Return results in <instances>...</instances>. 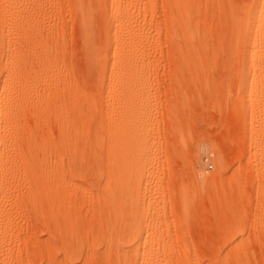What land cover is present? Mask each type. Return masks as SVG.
<instances>
[{
  "label": "rangeland",
  "instance_id": "1",
  "mask_svg": "<svg viewBox=\"0 0 264 264\" xmlns=\"http://www.w3.org/2000/svg\"><path fill=\"white\" fill-rule=\"evenodd\" d=\"M49 1L45 4L47 9L43 7L46 16L40 12L37 17L42 28L46 26V29L53 30L56 38L53 39L54 43L52 41L54 48L50 55L56 59L59 67L56 66L57 71L50 78L52 82L43 87L42 93H51L57 79L64 85L59 90L62 93L58 98L51 96L53 105L49 110L27 114V122L24 121V130L32 132L36 144L35 153H38V160H41L37 169L44 165L41 168L45 169L42 170L44 172L37 170L39 175L50 180L51 177L54 179L55 173H62L66 181L75 183L74 189L81 184L78 192L75 190L77 194L81 193L76 208L84 200L78 212L92 226L95 223L92 199L100 190L101 182L106 191L115 190L116 234L124 259L147 261L160 258L171 264H221L223 261L233 264H264V183L259 184L257 180L255 182L251 179L250 171L245 169L241 172L237 169L241 161L249 159L247 152L249 155L251 152L252 160L255 161L253 157L260 155L256 144L264 138V110L258 107L257 93L255 90L245 91L241 83L243 56L239 37L253 0H191V22L194 23L192 26L196 25L193 33L197 32L193 36L195 39H192L195 42L193 46L190 42V46H187L189 44L181 37H178V43L177 40H170L171 22L168 20L166 0H154L155 16L151 12L149 16L157 25V32L152 31L153 38L150 41L147 38L149 53L145 71L141 67L142 71L141 68L136 69L142 72L138 75H113L114 89L106 84L99 70L100 63L97 64L98 59V62L95 61V57L107 51L103 20L97 18L94 21V27L90 26L86 38V30L82 28L72 0ZM143 1L135 5L142 7L148 3V0ZM234 18L237 21L239 19L238 23ZM136 19L137 22L134 19V24L126 25L124 30L145 27L143 16H137ZM43 23L46 24L44 27ZM35 25L22 26L32 30ZM11 28L10 22L0 24V43L14 39L11 46L19 48L21 41L17 34H9ZM90 34L95 37V49L87 40L92 37ZM41 42L44 44L39 49L48 46V41ZM1 53L0 49V82H4L8 77L2 74L1 66L4 68L5 57ZM68 91H80L78 94L83 98L90 95L105 98L102 128L105 151L101 170L87 165L93 160L96 145L94 136H81L82 140L78 137L82 145L80 150L85 153V158L81 157L82 153L80 157L87 160L88 167L65 169L60 164L59 157L61 160L63 156L57 148L60 140L57 117L63 112L64 116L67 113L66 108L61 106V96ZM87 93H90L89 96ZM141 95L145 96L144 101L137 99ZM125 96L129 99H125ZM124 113L130 117H127L129 120L126 122L130 125L128 137L125 142L120 135L122 143L118 144L116 135L125 123ZM75 122L82 123L80 119ZM93 123L92 117L88 121L84 120L86 131H91ZM110 141L115 144L112 151L109 149ZM7 145L2 144L1 148L6 150L7 147L6 151L17 153L14 152L18 150L16 141ZM42 151L45 155L42 153L41 156ZM210 161L212 167L208 166ZM110 162L115 164L116 179L110 177ZM19 170L17 172L15 168L17 173L11 170V179L16 180L10 179V186L16 191L10 188L8 193L20 199L16 205L12 203L13 208L19 207L15 209L19 213L12 208L16 215L12 220L16 236L12 252H15L6 261L8 263L5 260L4 263L105 264L96 252L99 243L97 237H101L106 230L102 226L101 230L94 226L87 229L82 234L84 240L82 237L76 241L77 245L74 243L76 253L69 257L68 250L63 245L58 247L60 244L50 234L48 224L52 209L49 204L40 203L33 210L28 200L22 197V188L19 189L21 186L17 185V179L21 180L25 172ZM207 174L209 179L203 177ZM237 177L243 178L244 183L239 190H234L232 186ZM98 233L101 235L98 236Z\"/></svg>",
  "mask_w": 264,
  "mask_h": 264
},
{
  "label": "bare ground",
  "instance_id": "2",
  "mask_svg": "<svg viewBox=\"0 0 264 264\" xmlns=\"http://www.w3.org/2000/svg\"><path fill=\"white\" fill-rule=\"evenodd\" d=\"M47 1L50 2L49 0ZM47 1L46 0H0V24L6 25V23L10 22V24H12V28L9 31V34L11 36L17 34L18 40L21 41V46L20 47L18 46L19 48H17V46L16 48L11 46V43L14 41V39H10L9 41L0 43V49L3 53V57H5V62L3 65L4 68H2L1 66V70H2V74H6L8 77V80H5L4 82H0V235H1L0 264L4 263V260L6 262L7 260L11 259L10 257L11 256L13 257L12 253L15 252V251L12 252L13 251L12 249L14 248L13 243L14 241H16L14 240L16 239L15 238L16 236L14 237L15 228H12L13 226L12 220L16 216L15 213L13 212V209L14 211H17L18 209L17 210L15 209L19 207L16 206V208H13L12 206L14 205L12 203L15 202L16 205V203H18L20 199L18 200L19 197L15 199L14 196L12 195L10 196V194H8L12 189L10 186V179L12 178L11 170L15 171V168L17 172L18 169L24 170L23 172H25L21 180H19L20 178L17 179L19 184L17 182H15V184L17 183V185L21 186L19 187V189L22 188L21 191L22 197L28 200V203H30L29 206L32 205L33 210L35 209L34 206H37L40 203L47 205L49 204V206L51 207L52 217H50L51 218L50 223L48 222L49 223L48 227L51 230L50 234L56 238L57 244L58 245L60 244L58 247L60 246L62 247L63 245L68 250L67 255H69V257L70 255L73 256V254L76 253L75 252L76 249H74L73 246L75 247L76 241L78 242L80 239H82V237L84 236L82 234H84V232L87 229L93 228L94 226L95 228L99 227V229L101 230L100 227L102 226L103 230L105 229L106 232H104L103 235L98 233L99 234L98 236L101 235V237L99 238L97 237V239H99V243H97L98 250L97 252L94 251V253L96 252L97 257H101L105 261V264H171L169 261L160 260V258H157V260L155 259V260H147V261L127 260L122 258L121 255L122 253L120 252L119 249V244L116 234L117 226H116L115 218H116L117 195L115 190L108 189V191H106L105 187H103V183L101 182L100 190L98 191V193H96L97 195H94V198L92 197L93 199L91 198L95 206V210L93 212L95 216L93 217V219L95 218L94 219L95 223L92 226L91 222L89 224V222H87L86 219L84 220V218H82L78 212V208L81 207V205L84 203V200H82L81 202L83 203L82 204L80 203V206L76 208V203L78 202L79 199H81L80 196L81 193L77 194L75 190H77L78 192V187H80L81 184L80 186L76 185L77 189H74L73 185H75V183L73 184L72 183L73 181L72 182L66 181V179L62 177L64 175L62 173L61 174L55 173L54 179H51L52 177L51 178L49 177L50 180L46 179V177L45 179L43 178L42 174L44 173L41 174L42 176L39 175L40 171L44 172L42 170H45V169L41 170V168L44 166L43 165L44 163L42 164L43 166L40 167V169L38 170L37 165H39L38 162H41V160L40 161L38 160L39 155L38 153L37 154L35 153L36 144L35 141L32 139L31 130H30L31 133H29L27 129L24 130V124H25L24 121L26 119L27 114L31 113L33 115L34 112L37 114L38 112L41 113L47 111V109L53 105L50 100L51 96L58 98L60 93H62V92L59 93V90L62 89L63 88L62 86L64 85L62 84V82H60L57 79L56 82H54L55 88L51 93L50 92L42 93L44 92V90H42L43 87H45L47 84H50L52 82V79L50 78H52L51 76L54 73H56L57 67H59L57 66L58 64L56 62V59L55 58L53 59L52 55H50L52 53L51 51H53L52 48H54L53 43L55 40L53 41V39L56 38L54 37L53 30H49L50 28L46 29V26L45 28H42L39 25L40 19L37 17V15H40V12L41 15L46 16L45 10L47 9V6L45 4L48 3ZM141 1L143 0H72L75 13L78 15L80 22L83 25L81 26L82 28L84 27V29L86 30L85 31L86 38L87 36H89L90 26L94 25V21L97 20V18H101L103 20L104 31H105L104 38L107 45V51L103 55L96 47V51L98 50L97 53L98 54L100 53V56H97L98 58L95 57L96 58L95 61H97L98 59L99 62L97 61L98 62L97 64L99 63L101 64V65L99 64V66H101V68L99 67V70L101 69L106 84H108L110 88L113 89L115 88V84L112 83L113 75L124 74L126 75V77L138 75L142 72H139V70L136 69L142 67L144 70V67L146 66L147 55L149 53V52L147 53V50H149L148 44L146 43L147 38L148 41H150V39L153 38L152 31L156 30L157 32V25H154V20L152 16L151 17L149 16V12H151V15L155 16L154 10L156 3L154 0H148V3L143 5L142 7L136 6L137 3H140ZM190 2L191 0H166V10L168 15V20H170L171 22L170 40H172V42L173 41L175 42L178 39V37H181L188 44L189 42L190 44L194 42L192 41V39L194 38L193 37L194 34L196 35L197 32L193 33L194 31H196V29H194L196 25H193L194 27L192 26L193 22H191L192 21L191 18H193V14H192L193 11L192 9H190V7H192L190 5H192L193 3L190 4ZM44 6L46 7L45 10L43 9ZM49 10L50 9H48V12ZM137 16L139 18L143 16L142 21L145 27L143 26L144 28L141 29L136 28L135 30L133 29L132 31L124 30L126 25L129 24L130 26L134 24L133 23L134 19L135 22H137L136 19ZM19 17H21V19H19ZM234 19L236 20V18ZM245 19L246 22H245L244 30L241 36L239 35L242 44L241 53L243 56L241 83L245 91L255 90V92L257 93L258 107L261 108L263 111L264 110V0H253V3L248 9ZM32 23H35L37 25V26L35 25L37 28L35 27L32 30L29 29L27 30L25 29V27L22 26V25L26 26L27 24H32ZM44 23H43V27L44 25H46ZM139 23L140 22H138L137 24ZM155 26L156 28H154ZM22 28H24L25 30L24 29L22 30ZM93 30L95 31L94 28ZM94 31L91 32H93L94 34ZM90 36L92 37L90 38L88 37L87 40L89 41V45L95 49V42H94L95 37H93L92 34H90ZM179 40H177V43L179 42ZM41 41L43 42L48 41L49 42V43L47 42L48 46L47 47L43 46L41 49H39L41 45L44 44V43L42 44ZM190 44L187 46H190ZM101 56L102 58H100ZM58 59L60 60V58ZM131 68L132 70L129 71ZM142 68L140 71H142ZM133 69H135V71ZM142 80H144V78H142ZM64 90L66 91L67 89ZM78 93L73 91H68V93L65 95L61 94L63 95L61 96L62 97L61 106L66 108L67 113L65 112L66 114L64 116L63 115L64 112H63L62 115L60 114L59 117H57L59 118V121L58 120L57 121L59 122V126H60L59 127L60 140H59V144H57V148L61 150L63 156L61 157V160L59 157V161L63 168L65 167L79 168L82 166L85 167L87 160L85 161L81 158L84 157L85 155V153H82V151L80 150V146H82L80 145L81 144L80 140H82L81 136H85V137L94 136L95 140L93 141L96 143V145L92 157L93 160H91L92 163L88 162L87 165L91 166L92 168H98V169L100 168L99 170H101V168L104 165L103 157L105 151L103 147V136H102L105 98L103 96H102L103 98L91 97V95L89 96L90 93L89 94L87 93L89 97L86 96V98H83ZM125 99H129L128 96H125ZM137 99H141L140 101H144L145 96L141 95V97ZM57 101L59 102V100ZM50 111L49 113L51 114L52 111L51 112ZM28 116L27 118L30 117ZM90 117H92L94 123L92 124L93 128L90 127L91 131L89 132L86 131L85 128L86 126H84V120L88 121L90 120ZM127 117L130 119V117L127 114H125L123 117L124 120L123 122H125L123 123V128H121V130H123L122 131L123 133L120 130L119 133L116 135L118 144L119 142L122 141V140L120 141L121 136L122 139L125 140V142L127 141L128 128L130 126L126 124V122L129 120ZM77 119H80L82 123L75 122ZM25 127H27V123ZM88 128L87 130L90 129ZM122 134H124V136ZM78 137L81 139L78 140ZM8 140L11 143L13 140L14 143L16 141V146H17L16 150L18 149L17 151L14 150V152H17L16 154H12L10 153V151H6L7 147L6 150H3V148H1L2 144L5 145L8 144L7 146H9L10 142H8ZM93 141L91 142L93 143ZM14 145L15 144H13V146ZM41 145L43 146V144ZM256 145L258 150L260 151L259 152L260 155L258 154V152H256V154L259 156L253 157L255 158L254 161L252 160L251 152L250 155L249 152H247L249 157V159H247L248 162L247 160L246 162L241 161L238 164L237 169L241 170V172L242 170L245 169L250 171L252 176L251 179H254V181L257 180L259 184H261L264 183V138L261 141L257 142ZM109 147H110L109 149L112 151L113 148L115 147L113 141H110ZM40 149L42 150V148ZM45 150L47 149H44V151ZM51 151L52 150H50V153ZM42 153L43 151L41 152V156L44 154ZM81 153L83 154V156L80 155ZM252 154L254 153L252 152ZM46 156L43 157L46 158ZM44 162L46 164V161ZM51 165L53 164L51 163ZM108 167L111 170L110 177L112 179H116V175L114 172L115 164L113 162H110ZM21 170L19 171L21 172ZM203 177L205 179L210 178L208 174ZM14 179L11 180L14 181ZM243 180H244L243 178L237 177V179L234 182V185L232 186L233 189L239 190L242 187V184L244 183ZM262 186L260 188H262ZM12 190L16 191L14 189ZM93 209L94 208H92V210ZM40 210L41 209H39V211ZM94 237L96 238V236ZM82 240H84V237ZM79 247L80 249H82L83 243H82V247L81 246ZM90 247H92V245ZM156 256L157 253L155 254L154 257L156 258ZM56 262H58V260ZM221 264H233V263L223 261L221 262Z\"/></svg>",
  "mask_w": 264,
  "mask_h": 264
},
{
  "label": "built area",
  "instance_id": "3",
  "mask_svg": "<svg viewBox=\"0 0 264 264\" xmlns=\"http://www.w3.org/2000/svg\"><path fill=\"white\" fill-rule=\"evenodd\" d=\"M207 159H210V158L208 157ZM208 166H209V167H212V166H213V163L210 161V162L208 163Z\"/></svg>",
  "mask_w": 264,
  "mask_h": 264
}]
</instances>
